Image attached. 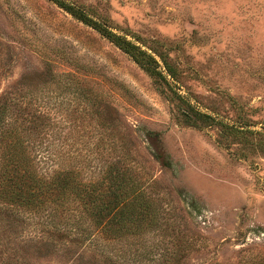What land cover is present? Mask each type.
<instances>
[{
	"label": "rangeland",
	"instance_id": "rangeland-1",
	"mask_svg": "<svg viewBox=\"0 0 264 264\" xmlns=\"http://www.w3.org/2000/svg\"><path fill=\"white\" fill-rule=\"evenodd\" d=\"M63 1L178 69L172 77L154 53L168 82L153 77L57 0H0V91L42 89L62 136L79 107L104 109L103 129L163 209L159 229L110 246V256L126 251L133 263L138 249L135 264H264V150L249 132H264V0ZM24 74L45 79L19 81ZM191 107L214 120L184 122ZM168 248L176 253L165 257ZM89 260L114 257L75 245L41 264Z\"/></svg>",
	"mask_w": 264,
	"mask_h": 264
},
{
	"label": "trees",
	"instance_id": "trees-1",
	"mask_svg": "<svg viewBox=\"0 0 264 264\" xmlns=\"http://www.w3.org/2000/svg\"><path fill=\"white\" fill-rule=\"evenodd\" d=\"M57 2L153 77L168 82L159 69L158 54L169 75L177 78L178 69L167 53L149 51L84 11ZM51 74L57 80L68 73ZM27 78L45 79L42 74H24L19 81ZM41 90L18 85L0 91V264H41L58 249L75 245L96 249L105 260L114 257L113 264L137 263L143 259L138 249L135 262L128 263L126 251L110 256V246L115 251L124 239L140 241L145 231L159 229L163 209L126 162L122 142L103 129L104 109L88 103L79 107V123L70 121L68 133L62 136L60 114L48 108ZM246 113L241 109L239 115L244 118ZM182 115L190 125L214 120L193 107ZM249 132L259 135L256 145L264 150V132ZM155 156L161 161L160 155ZM171 250L162 255L173 256L176 250Z\"/></svg>",
	"mask_w": 264,
	"mask_h": 264
}]
</instances>
